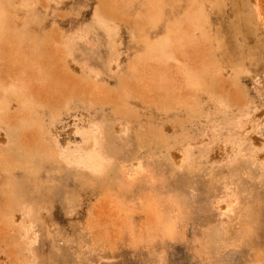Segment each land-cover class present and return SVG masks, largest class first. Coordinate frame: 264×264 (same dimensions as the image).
<instances>
[{
    "label": "rangeland",
    "instance_id": "1",
    "mask_svg": "<svg viewBox=\"0 0 264 264\" xmlns=\"http://www.w3.org/2000/svg\"><path fill=\"white\" fill-rule=\"evenodd\" d=\"M201 5L0 0V264H264V0Z\"/></svg>",
    "mask_w": 264,
    "mask_h": 264
},
{
    "label": "bare ground",
    "instance_id": "2",
    "mask_svg": "<svg viewBox=\"0 0 264 264\" xmlns=\"http://www.w3.org/2000/svg\"><path fill=\"white\" fill-rule=\"evenodd\" d=\"M164 1L166 2V15L167 16L163 22L164 23L163 31L165 32V35L163 38V42H164L163 46H164V49L166 48L168 49L167 52L169 54L172 53V55L174 56L175 54L174 51H177L180 49L181 42L178 43L179 42L178 40L180 39L182 40L184 38H188L192 36L191 32L188 33V25H193L199 22L201 19H203L204 12H203V8L201 5V0H164ZM224 4L226 6L225 2ZM187 50L190 52V50L192 49L189 48ZM175 57H177V59L181 58V56H178V55ZM192 57L189 58L190 62L194 61L195 59L193 58V60H191ZM192 65H193V62H192ZM76 132H78L79 135H81L84 140L82 143V149L85 152V158L89 160L94 159L97 156V153L91 147L93 143L91 140L92 132L91 131L89 132L87 129L86 130L76 129ZM254 137L255 136H253V138ZM261 141L264 143L262 139Z\"/></svg>",
    "mask_w": 264,
    "mask_h": 264
}]
</instances>
